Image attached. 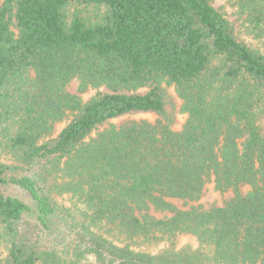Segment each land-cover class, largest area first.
I'll return each mask as SVG.
<instances>
[{
  "label": "trees",
  "instance_id": "16d2710c",
  "mask_svg": "<svg viewBox=\"0 0 264 264\" xmlns=\"http://www.w3.org/2000/svg\"><path fill=\"white\" fill-rule=\"evenodd\" d=\"M231 1L258 49L213 0H0V264H264V0Z\"/></svg>",
  "mask_w": 264,
  "mask_h": 264
},
{
  "label": "rangeland",
  "instance_id": "374dc122",
  "mask_svg": "<svg viewBox=\"0 0 264 264\" xmlns=\"http://www.w3.org/2000/svg\"><path fill=\"white\" fill-rule=\"evenodd\" d=\"M213 4L217 9H219L221 12L226 14V16L229 18V20L231 22L236 24V27L238 28L237 33H238L240 40H242L243 42H245L249 46L258 49L259 44L256 41L251 40V38H249L247 36L245 28L241 26L242 22L236 14V9L234 8L232 1L231 0H213ZM80 85H81L80 80L74 79L67 86L66 90L68 93L78 96L83 101V103H88L93 98H95L97 95L105 94L108 92L106 87L88 88L86 91L81 92L80 91ZM164 88H166L167 97H168L169 104H170V109L173 112L174 119H175L174 124H173V129L175 131H180L182 129L183 125L185 124L187 118H188L187 115L182 114L180 112V109H181L183 102L178 97L174 86H167L166 84H164ZM130 120H136V121L147 120V121L155 123L157 120V117L150 115V114H139V115H133L130 117H126V118L122 119V121H114L113 123H120L123 121H130ZM68 123H69V120H65V121L59 123V125L57 126L56 133L51 138L57 137L59 135V133L67 126ZM117 125H119V124H117ZM106 127H108V125L101 128V130H103ZM0 160L3 161L4 163H7V164L15 163L12 161V159L9 156L7 157L4 154L3 155L0 154ZM208 189L209 190H208L206 196H204L202 201L200 202V203H203L206 207H210L213 205L218 206V207L223 206L226 201L230 200L233 197L232 192L222 194L220 192L215 191L214 187L212 185H210L208 187ZM243 191L246 193L248 191L247 187L244 188ZM8 193L11 196H15V197L25 201L28 205L33 206L32 201L29 198H27V196L23 192L15 189V188H9ZM58 201L60 204H62L63 206H66V207H70V205H71L70 196H67V195L59 197ZM171 202L174 203L178 208H184V203L181 201L171 200ZM190 205H195V204L191 203ZM186 208H189V206ZM152 214L155 215L156 217L160 218V219L164 218L166 215L170 216V214H166V213L165 214H159V213L156 214V213L152 212ZM31 218H32V220L38 222L36 216H31ZM54 222H55V226L57 227L58 221L55 220ZM2 234L4 235V233H2ZM62 235L63 234H59V237H62ZM5 240H6V238L4 236L0 237V261L5 259L6 253H7V248L5 246ZM186 241H188V240L181 239L182 243H186Z\"/></svg>",
  "mask_w": 264,
  "mask_h": 264
}]
</instances>
